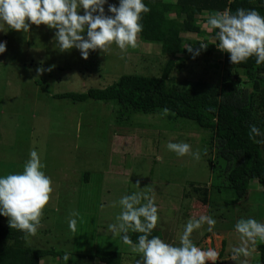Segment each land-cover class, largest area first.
Segmentation results:
<instances>
[{
    "label": "rangeland",
    "instance_id": "1",
    "mask_svg": "<svg viewBox=\"0 0 264 264\" xmlns=\"http://www.w3.org/2000/svg\"><path fill=\"white\" fill-rule=\"evenodd\" d=\"M109 3L118 4V0ZM54 31L31 25L28 33L0 32V42L6 43L5 53L0 54V175L21 172L29 150L38 151L53 193L36 235L27 239V245L54 248L68 257H47L40 264H93L75 251L90 255L96 249L121 252L123 264H135L140 256L131 253V246L124 245L119 236L113 237L107 226L115 223L120 210L112 205L121 196L142 189L154 195L159 215L156 228L165 242L177 243L189 218L211 215L217 222L213 232L204 226L192 233V241L204 249L215 248V264H240L245 259L247 264L258 263L254 248L261 242L247 258H234L232 248L239 245V237L233 226L242 216L264 221V192L252 180L245 199L235 201L225 180L226 163L218 158L216 146L208 148L206 130L169 111L166 115L163 111L121 116L113 101L72 103L53 98L65 92L103 89L123 75L157 78L169 60L161 54L160 45L137 39V47L126 54L112 45L107 56L90 51L85 60L77 49L56 50ZM184 38L202 41L196 35ZM173 60L171 77L181 87L195 81H220L223 57L219 51L209 57L200 53L195 58L183 55ZM38 67H51L52 71L38 74ZM169 141L190 144L193 151L201 152V159L177 157L165 148ZM204 149L216 164L214 168L202 156ZM85 172L89 173L88 184L81 181ZM190 183L212 186L210 208L194 199ZM71 212L78 214L75 231L67 226ZM4 223L8 224L7 218Z\"/></svg>",
    "mask_w": 264,
    "mask_h": 264
},
{
    "label": "clouds",
    "instance_id": "2",
    "mask_svg": "<svg viewBox=\"0 0 264 264\" xmlns=\"http://www.w3.org/2000/svg\"><path fill=\"white\" fill-rule=\"evenodd\" d=\"M148 12L144 0H118V4H111L109 0H0V32L28 33L31 25H45L55 30L56 50L64 53L77 49L86 60L90 51L99 50L107 56L112 45L122 54L135 49L138 34L143 30L142 14ZM207 27L209 31L215 30L214 45L229 55L231 64L244 63L254 57L257 65H264V16L255 9L214 12L207 19ZM198 44V48L185 46L193 58L208 46L202 41ZM5 51L6 43L0 42V54ZM36 71L42 74L52 68L38 67ZM257 137L264 138V131L255 124L249 125L248 138ZM165 148L177 157L201 159V152L193 151L185 142L169 141ZM44 167L38 151L30 149L21 172L0 175V216L7 218L11 229L22 232L25 240L36 235L42 213L52 198V180L43 171ZM117 205L119 213L115 223L108 224L107 231L113 237L119 236L124 245L131 246V253L140 256L136 264H215L217 261L215 248L198 247L191 239L192 233L204 226L207 232H213L217 222L211 215L189 218L177 235V243L172 244L152 235L159 215L150 191L142 189L125 194L112 206ZM77 218V213H69L70 231H75ZM233 230L239 237V245L232 248L234 258H247L257 242H264V221L252 216L239 218ZM129 232L138 233L135 243ZM240 264H247L246 259Z\"/></svg>",
    "mask_w": 264,
    "mask_h": 264
},
{
    "label": "trees",
    "instance_id": "3",
    "mask_svg": "<svg viewBox=\"0 0 264 264\" xmlns=\"http://www.w3.org/2000/svg\"><path fill=\"white\" fill-rule=\"evenodd\" d=\"M144 3L149 12L142 14L140 22L143 30L137 39L159 44L161 54L169 57L161 75L157 78L123 75L103 89L93 88L85 93L65 92L55 94L53 98L72 103L113 101L118 104L117 113L121 116L132 113L154 114L166 110L175 117L193 121L209 134L206 142L208 148L212 150L216 146L218 158L226 163L225 180L235 195V201L245 199L252 180H256L264 192V138H248L249 125L255 124L264 131V65H257L254 57L244 63L231 64L229 55L214 45L215 30L209 31L207 27V19L214 12L234 13L236 9L244 8L255 9L264 16V0H144ZM184 35L199 36L202 42L208 44L200 52L208 57L217 51L222 53L218 83L195 81L187 87L175 83L171 77L175 65L173 58L192 56L185 46L198 48L201 42L186 40ZM204 150L202 156L208 166L214 168L216 164L213 165L212 157H207V149L206 154ZM88 180L89 173H83L81 181L88 184ZM189 188L200 205L210 208L212 186L209 188L190 183ZM216 191H219L218 188ZM185 197L188 198L189 194ZM5 219L0 216V264H40L47 257L64 258V251L29 247V240H25L22 232L3 224ZM137 235L129 232L133 243ZM152 235L162 239L157 228ZM205 235L211 236L210 233ZM224 247L222 245L221 255ZM256 249V264H264V242ZM75 252L81 258L86 256L93 264H123L124 260L121 252L97 249L90 251V255L84 254L82 250Z\"/></svg>",
    "mask_w": 264,
    "mask_h": 264
},
{
    "label": "crops",
    "instance_id": "4",
    "mask_svg": "<svg viewBox=\"0 0 264 264\" xmlns=\"http://www.w3.org/2000/svg\"><path fill=\"white\" fill-rule=\"evenodd\" d=\"M256 250H257V249H256V248H254V252H256Z\"/></svg>",
    "mask_w": 264,
    "mask_h": 264
}]
</instances>
